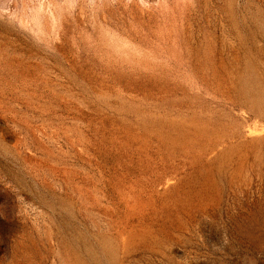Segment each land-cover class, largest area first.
Here are the masks:
<instances>
[{
	"label": "rangeland",
	"instance_id": "obj_1",
	"mask_svg": "<svg viewBox=\"0 0 264 264\" xmlns=\"http://www.w3.org/2000/svg\"><path fill=\"white\" fill-rule=\"evenodd\" d=\"M0 264H264V0H0Z\"/></svg>",
	"mask_w": 264,
	"mask_h": 264
}]
</instances>
